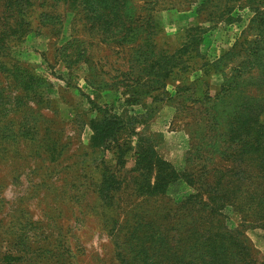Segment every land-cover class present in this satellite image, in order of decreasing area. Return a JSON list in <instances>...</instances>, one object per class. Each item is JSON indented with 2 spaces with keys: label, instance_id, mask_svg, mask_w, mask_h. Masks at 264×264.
<instances>
[{
  "label": "rangeland",
  "instance_id": "374dc122",
  "mask_svg": "<svg viewBox=\"0 0 264 264\" xmlns=\"http://www.w3.org/2000/svg\"><path fill=\"white\" fill-rule=\"evenodd\" d=\"M52 3L46 16H32L35 24L37 16L44 19L38 31L13 44L10 59L1 58L0 264H140V217L154 222L150 227L167 223L163 226L170 230L160 229L170 237L176 232L188 236L187 242H170L173 250L186 251L185 259L264 264V225L251 221L260 213L226 207L217 222L204 213L179 210L165 222V213L194 189L178 180L163 198L148 200L149 190H136L143 185L140 178L127 175L136 165L140 145L149 152L154 147L158 159L183 171L194 145L186 126L194 113L191 102L202 99L205 90L215 95L226 81L235 82L238 91L221 106L222 115L232 104L238 105L240 117L243 112L251 115L258 105L264 120V57L251 62L250 48L243 44L257 37L251 8L264 10V0ZM154 5L163 9L156 12ZM8 6L0 0V23L10 20ZM149 14L153 18L147 22ZM173 62L180 69L171 75L167 72ZM165 67L167 95L193 88L192 100L152 104L146 97L156 70ZM233 68L238 69L235 78ZM23 72L48 80L41 101L34 96L32 81L23 85V92L9 81L22 78ZM124 99L125 108L145 118L133 132L120 133L118 150L92 147L89 123L98 107L109 102L119 110ZM145 101L148 112L140 107ZM226 146L222 143L223 150ZM127 149L123 159L120 153ZM218 162L225 175L229 163ZM253 162L254 157H246L245 171ZM109 169L131 181L122 185L120 207H104L100 200L99 179ZM250 173L246 171V178ZM193 174L200 176L198 171Z\"/></svg>",
  "mask_w": 264,
  "mask_h": 264
},
{
  "label": "trees",
  "instance_id": "16d2710c",
  "mask_svg": "<svg viewBox=\"0 0 264 264\" xmlns=\"http://www.w3.org/2000/svg\"><path fill=\"white\" fill-rule=\"evenodd\" d=\"M6 1L7 4H10L8 6L10 14L6 18H10V20L0 23V70L3 66L1 58L9 57L10 59L13 44L22 43L34 31L33 29L38 31L39 25L44 23V19H39L37 16L38 22L35 24L32 16L37 13L46 16L48 12H45V9L54 5L53 3L49 4V0ZM154 7H157L156 12L163 9V6L160 5H154ZM251 9L254 12L251 25L255 28L257 37L255 40L246 39L243 44H248V48H250L248 52L250 53L247 55L249 58L253 57L251 62H255V60L264 57V10L258 6ZM126 16L130 17V13H127ZM152 18L153 16L149 14L147 22L151 21ZM144 24L146 23H143L140 29H143ZM261 42L263 44H260ZM187 61L184 60L181 64H186ZM175 65V62L171 63L167 73L172 75L177 71L175 69H180L176 68ZM11 67H16V65L12 63ZM167 69L165 67L162 71L156 70L157 74L152 81L151 95L146 97L153 100L152 104L164 100L174 104L178 101L192 100L193 88L178 89L174 96L167 95L162 83V80H165L169 75L163 74ZM9 71L11 72V69ZM235 72H238L237 68H233L231 77L235 76ZM9 81L18 84V89L22 92L23 85L32 81V90L35 92L34 96L38 98V101L43 98V87L48 83V80L42 76L33 75L30 77L26 72H23L22 78H17V80L9 77ZM237 91L238 87L235 82L226 81L215 95H211L208 90H205V96L202 99L192 100L190 110L194 113L186 126L190 130L194 145L190 149L183 171H178L170 163L158 159L154 153V147H151L150 152L149 147L143 146L142 148L141 145L140 148L136 149V165L127 171V175L130 174L132 180L140 178V183L143 182V185H137L136 190L140 188L141 193H147L149 190L151 197L148 200L163 198L170 184L178 180L185 181L195 191L183 201L176 203L174 211H167L163 221L167 222L175 218L178 211L181 210L188 214L204 213L213 221L218 222L222 218L221 211L227 207L240 213L243 211L258 212L260 213L259 218L251 221L264 225V120H260L261 113L258 111V105L255 106L256 110L251 115L243 112L246 116L240 117L238 105L232 104L227 115H222L221 106L229 99L234 98ZM2 100L3 98L0 97V101ZM127 102L128 100L125 99L120 101L123 107H118L119 110L109 105V102L98 107L96 118L89 123L92 130V147H104L106 150H111L113 146L118 150L122 147L119 142L120 133L123 131L133 132L141 120L145 118L146 114H132L133 110L130 111L125 108ZM140 107L146 112L149 111L146 101ZM236 108L238 113L235 112ZM238 131L242 134H239ZM4 138H8V135L2 137V139ZM222 143L227 145L224 150ZM251 147L253 152L249 151ZM130 150L127 149L119 153L123 157ZM203 153L205 156L202 158ZM247 156L254 157L255 162L250 164L248 170L246 169L248 173L252 172L246 178L244 166ZM219 159L229 163L225 175L222 174ZM195 171L199 172L198 178L194 177ZM107 172L108 175L104 174L99 179L100 200L104 207H120L122 185L129 184L131 181L121 180L122 178L114 170L109 169ZM205 215H200V217ZM114 217L117 221L118 215ZM145 221V217H140V237L138 239L143 242L141 248L144 254L143 258L140 259V264H205L197 260L185 259L186 251L173 250L170 242H187L188 236L183 238L176 232L177 234L174 233L170 237L160 229L167 223L150 227L151 223L154 224V222L146 223ZM166 229L170 230L171 228ZM209 264H221V262L211 261Z\"/></svg>",
  "mask_w": 264,
  "mask_h": 264
}]
</instances>
